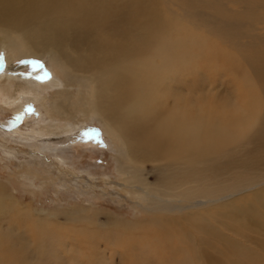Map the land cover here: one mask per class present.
<instances>
[{
    "label": "bare ground",
    "instance_id": "obj_1",
    "mask_svg": "<svg viewBox=\"0 0 264 264\" xmlns=\"http://www.w3.org/2000/svg\"><path fill=\"white\" fill-rule=\"evenodd\" d=\"M224 1L244 12H229ZM170 2L187 23L165 19L153 0H0L4 65L48 57L58 79L40 88L64 89L46 111L72 123L96 117L117 141L122 185L145 218L102 241L124 246L126 236L139 237L131 264H264V28H256L264 0ZM203 27L234 51L212 62L239 82L241 111L192 99L187 90L197 86L175 81L200 66ZM9 202L0 186V211ZM35 233L40 252L48 229Z\"/></svg>",
    "mask_w": 264,
    "mask_h": 264
},
{
    "label": "rangeland",
    "instance_id": "obj_2",
    "mask_svg": "<svg viewBox=\"0 0 264 264\" xmlns=\"http://www.w3.org/2000/svg\"><path fill=\"white\" fill-rule=\"evenodd\" d=\"M153 2L165 19L174 17L179 23H187L183 12L173 11L179 9L178 4ZM224 5L229 12H244L239 3L224 1ZM261 27L264 25H256ZM198 32L201 37L196 50L202 53V62L175 81H188L189 89L197 86L198 92L187 90L192 99L214 100L217 109L243 110L239 82L212 62V56L222 58L234 51L207 35L205 27ZM261 33L264 35V29ZM191 36L196 37L194 32ZM7 56L6 50L0 53V89L6 86V91L0 90V186L7 189L10 202L9 212L0 211V256L7 254L0 264H38L39 260L45 261L43 264H131V250L139 237L134 240L126 236L124 246L102 241L115 239L119 232L135 226L136 218H145L135 210V194L122 185L117 141L96 117H80L72 123L46 111L55 92L64 89L60 85L40 88L41 84L48 86L45 80L49 84L58 79L48 57L11 70L4 65ZM8 80L11 84L5 83ZM62 122L73 128L62 131V125L58 126ZM148 169L151 177L157 176L154 169ZM26 211L30 217L24 220ZM45 227L49 242L39 252L40 237L35 232ZM14 253L20 259H12L9 254Z\"/></svg>",
    "mask_w": 264,
    "mask_h": 264
},
{
    "label": "snow or ice",
    "instance_id": "obj_3",
    "mask_svg": "<svg viewBox=\"0 0 264 264\" xmlns=\"http://www.w3.org/2000/svg\"><path fill=\"white\" fill-rule=\"evenodd\" d=\"M36 63H38V62H35V61L33 62V64H36Z\"/></svg>",
    "mask_w": 264,
    "mask_h": 264
}]
</instances>
